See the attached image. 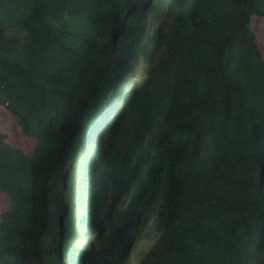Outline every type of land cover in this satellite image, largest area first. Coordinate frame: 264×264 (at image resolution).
<instances>
[{
	"label": "trees",
	"instance_id": "16d2710c",
	"mask_svg": "<svg viewBox=\"0 0 264 264\" xmlns=\"http://www.w3.org/2000/svg\"><path fill=\"white\" fill-rule=\"evenodd\" d=\"M264 0H0V264H264ZM143 68L140 77L139 70Z\"/></svg>",
	"mask_w": 264,
	"mask_h": 264
},
{
	"label": "rangeland",
	"instance_id": "374dc122",
	"mask_svg": "<svg viewBox=\"0 0 264 264\" xmlns=\"http://www.w3.org/2000/svg\"><path fill=\"white\" fill-rule=\"evenodd\" d=\"M254 29L257 32L259 43L264 51V21L256 20L254 22ZM140 77L143 73V68L139 70ZM0 132H7L10 135L11 140L15 145L21 147L25 151H29V143L27 139L23 136L20 126L16 123L15 119L5 112V110L0 107ZM7 197L0 193V211L6 207ZM149 243H147L143 236H139L132 254L127 260V264H138L139 260L143 257L146 252ZM61 261L65 264V260L61 257Z\"/></svg>",
	"mask_w": 264,
	"mask_h": 264
}]
</instances>
